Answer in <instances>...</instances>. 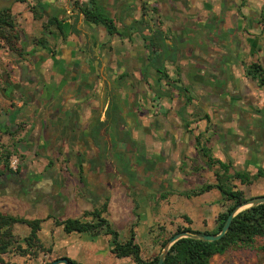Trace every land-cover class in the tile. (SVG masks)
<instances>
[{
    "label": "crops",
    "instance_id": "0c3cea01",
    "mask_svg": "<svg viewBox=\"0 0 264 264\" xmlns=\"http://www.w3.org/2000/svg\"><path fill=\"white\" fill-rule=\"evenodd\" d=\"M3 1L22 56L0 41V211L40 220L45 249L16 222L28 250L11 246L3 262L136 264L105 226L63 224L101 218L152 261L180 228L217 230L234 200L195 191L218 173L264 195V0Z\"/></svg>",
    "mask_w": 264,
    "mask_h": 264
},
{
    "label": "trees",
    "instance_id": "16d2710c",
    "mask_svg": "<svg viewBox=\"0 0 264 264\" xmlns=\"http://www.w3.org/2000/svg\"><path fill=\"white\" fill-rule=\"evenodd\" d=\"M86 17L93 22H104L109 25L111 32H114V25L103 14L99 13L97 9H90L88 6L81 7ZM60 26V24H59ZM0 39L4 40L6 47L15 56H22V48L19 45L20 31L16 27L10 7H5L0 10ZM40 40V39H39ZM42 40V39H41ZM254 73L261 75L260 66H252ZM9 154L6 155V158ZM226 167L225 165H223ZM238 176V175H237ZM240 176V175H239ZM219 182L216 185L207 184L201 187L195 193H201L210 189L213 186L220 188L229 198L234 200V204L230 206L226 211L219 214L218 227L214 233H218L222 230L229 214L237 206V204L247 200L244 191L233 190L232 187H225L221 182V174L218 173ZM96 215L100 216V213L96 212ZM16 222L27 223L31 226V232L26 238L28 242V248L38 246L39 244L37 232L40 229V220H28L23 217H17L10 214H5L0 211V254L9 251L13 246L17 238L13 233V225ZM65 230L67 232H84V231H97L99 228L105 226V231L113 236L114 248L113 252L119 256H132L136 264H157L160 255L155 257L152 261H146L141 256V249L139 244L135 242L134 233L126 242L119 240V233L113 229L105 219L101 218L96 223L83 222L79 219H68L63 222ZM189 231L192 233H201L194 231L191 228L178 229V231ZM207 233V232H206ZM264 236V203L255 204L249 208L240 211L232 220L231 226L227 233L218 240H205L193 237H183L176 241L170 248L164 264H210L212 257L216 254H222L226 252L230 247L238 244L250 245L254 242L256 237ZM168 240L163 242V247ZM19 249L23 252H27L28 249ZM71 262L74 260L68 258ZM0 256V263L3 262ZM45 264H49L46 262Z\"/></svg>",
    "mask_w": 264,
    "mask_h": 264
},
{
    "label": "rangeland",
    "instance_id": "374dc122",
    "mask_svg": "<svg viewBox=\"0 0 264 264\" xmlns=\"http://www.w3.org/2000/svg\"><path fill=\"white\" fill-rule=\"evenodd\" d=\"M5 6V1H0V10ZM0 41L4 42V45L6 46V42L2 39ZM0 155V162L5 160L6 153L1 152ZM261 184H264L262 182ZM246 190V197L251 198V195L253 194V188L245 189ZM246 209L243 208L242 210ZM123 234H121V237ZM16 237V236H15ZM17 238V237H16ZM21 245L14 244L12 248H16L18 250ZM4 264H12L9 262H3ZM0 263V264H3ZM23 264H27L26 262ZM33 264H39V263H33ZM41 264V263H40ZM210 264H264V236H258L254 240V242L250 245H234L230 247L226 252L222 254H216L212 257Z\"/></svg>",
    "mask_w": 264,
    "mask_h": 264
},
{
    "label": "water",
    "instance_id": "95a60500",
    "mask_svg": "<svg viewBox=\"0 0 264 264\" xmlns=\"http://www.w3.org/2000/svg\"><path fill=\"white\" fill-rule=\"evenodd\" d=\"M260 203H264V195L263 196H257V197H253L250 199L245 200L244 202H241L239 204H237V206L233 209V211L229 214L222 230L218 233H192L186 230L183 231H179L177 233H175L170 239L169 241L165 244V246L163 247V250L160 254L159 257V261L157 264H164L167 254L171 248V246L178 241L179 239L183 238V237H193V238H199V239H205V240H218L221 237H223L227 231L229 230L232 220L233 218L240 212L242 211L243 208H249L255 204H260ZM49 264H76L71 262L67 257H61L58 259L53 260L52 262H50Z\"/></svg>",
    "mask_w": 264,
    "mask_h": 264
},
{
    "label": "built area",
    "instance_id": "2783aa9c",
    "mask_svg": "<svg viewBox=\"0 0 264 264\" xmlns=\"http://www.w3.org/2000/svg\"><path fill=\"white\" fill-rule=\"evenodd\" d=\"M79 1H85V0H79ZM10 166L13 169H17V167H18V160L16 158L15 159H12L10 161Z\"/></svg>",
    "mask_w": 264,
    "mask_h": 264
}]
</instances>
